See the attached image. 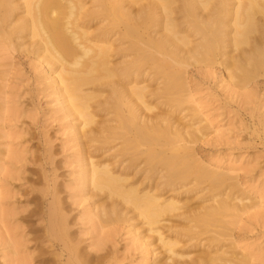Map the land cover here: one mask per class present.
<instances>
[{
    "label": "rangeland",
    "instance_id": "rangeland-1",
    "mask_svg": "<svg viewBox=\"0 0 264 264\" xmlns=\"http://www.w3.org/2000/svg\"><path fill=\"white\" fill-rule=\"evenodd\" d=\"M193 37L199 44L201 39ZM193 37L189 39L191 43ZM29 39L14 41V44L21 42L22 49L17 50L15 46L7 50L10 52H0V74L3 75H0V264H67L63 247L66 245L74 246L90 264H165L169 255L162 249L157 234L150 233L136 213L134 217L127 208L118 206L120 220L113 214L105 216L112 211L113 200L91 195L90 189L83 186L81 174L86 169L82 162L84 154H78L77 121L64 114L58 96L48 87L44 79L47 68L35 57V49L29 45L34 41ZM193 62L189 61L191 65ZM198 62L185 70L186 93H183L186 95L179 94L185 97V102L176 108L172 102L165 104L161 101L164 99H156L153 103L158 108L155 107L153 113L160 117V112L165 115L170 111L168 105L172 107L169 118L179 129L183 127V132L196 134V142L191 136L190 147L206 168L224 177V187L209 188L208 191H212L208 192L205 183L196 185L195 190L189 185L190 179L173 182L172 188L163 187L160 184L163 179L157 181L160 174L153 182L147 181L148 185L145 180L142 187L153 189L160 184L156 192L162 194V199L172 197L179 202L178 210L162 220L155 231L177 243L171 258L175 264H229L235 257H248L250 264H264V66L262 71L256 72L258 75L254 73L246 80L239 79L244 77V72L241 75L235 72L234 83L229 84L227 72L220 65L213 61V64ZM121 83L122 92L124 85L127 89L132 86L129 82ZM161 86V81H157L150 84V89L154 91ZM98 111L95 108V122L100 126L96 124L94 130L101 131L95 133L108 137L110 133L106 132L104 124L110 125L113 113L107 112L110 115L105 117L107 113ZM109 125L113 127L115 123ZM108 141L107 148L103 146L105 151L95 152L94 160L116 162L117 168L118 159H122L120 162L126 159L121 155L129 156L128 151L120 153L122 158L118 156L113 160V153L121 142ZM123 162L118 169L128 165V160ZM137 168L124 171L133 183L137 180L140 183L144 181L142 176H147L138 173ZM135 171L132 176L131 172ZM189 188L194 190L187 192ZM213 197L216 203L235 199L229 201L231 205H246L247 209L239 213L240 218L230 217V213L229 218L221 215L222 225L219 220L214 221L218 215L213 217L210 223L216 230L209 229V223L204 225L208 231H204L197 217L213 204ZM56 213L62 219L64 234L61 237L56 230L55 235L48 232L50 220L55 221Z\"/></svg>",
    "mask_w": 264,
    "mask_h": 264
},
{
    "label": "bare ground",
    "instance_id": "bare-ground-1",
    "mask_svg": "<svg viewBox=\"0 0 264 264\" xmlns=\"http://www.w3.org/2000/svg\"><path fill=\"white\" fill-rule=\"evenodd\" d=\"M177 19H181V23ZM156 31L161 34L157 35L159 33ZM191 36H195V39L199 36V44L195 43L194 37V43H191ZM26 37L30 38V42L34 41L29 45L34 47L31 48L35 49V57L47 68L44 79L49 82L47 84L53 95L58 96L64 114L73 116V120L77 121L74 135L79 141L78 154H84L82 162L86 169L81 174L83 186L90 189L91 195L94 193L97 197L99 194L113 200L114 206L110 205L112 211L109 215L106 212L105 216L113 214L116 220H120L118 213L121 209L116 210L118 206L127 208L133 215L136 213L150 233L157 234L162 249L169 255L165 264L169 260L172 263L171 258L175 255L173 248L177 243L170 242L155 228L178 210L176 206L179 202L172 197L162 199V194L156 192L158 185L169 187L178 180L190 179L188 184L191 187L195 189L196 185L206 183L208 191L209 188L224 187L225 179L206 168L196 157L190 147L196 134L189 131V136L188 131V135L183 132V127L179 129L174 125L169 118L172 107L166 106L170 111L165 115L160 112L158 117L153 113L157 105L153 102L161 98L165 100H161L163 103L172 102L171 105L174 103L176 108L180 106L185 97L183 99L179 94L186 95L185 70L193 61V64L203 60L205 64L213 61L220 65L227 72L229 84L234 83L235 72L238 75L245 73L240 80H246L254 73L258 75L256 72L262 71L264 66V0H0V52H10L7 50L15 46L17 50L22 49L23 44L17 42L18 46L14 41ZM121 80L123 84L129 82L132 85L128 89L123 86L125 93L119 88H122ZM157 81H161V88L151 91L150 84ZM92 105L102 113H113H107L105 117L110 115L112 122L109 123H115V126L108 124L109 119L104 123L107 122L110 127L103 123L105 130L108 129L106 132L110 133L108 137L107 134L101 137L95 133L101 130H94L100 125L95 122L96 112ZM108 140L121 142L120 148L113 153V160L121 152L126 154L128 151L130 158L124 153V156L121 155L126 157L123 161L128 160V165L121 167V170L118 168L124 163L120 162L122 159H118L117 168L116 162L94 160L95 152L101 149L105 151ZM131 167H139L138 173H145L149 177L140 174L144 181L133 183L124 174ZM135 174L136 171L134 174L131 172L132 176ZM155 178L157 181L163 180L158 185L155 182L153 189L145 185L142 187L145 180L149 182ZM190 189L193 188L186 191L190 192ZM226 200L217 203L214 200L206 208L207 211L203 209L204 213L197 217L203 225L195 223L202 228L213 217L219 216L214 219L217 223L221 215L224 217L226 214V218L229 213L232 215L230 217L240 218L239 213L247 209L246 205H231L229 201L235 199ZM98 207L101 210L102 207ZM56 214L55 221L50 220L48 232L55 235L56 230L61 237L64 234L62 219L60 214ZM211 226L214 225L210 223L209 229L216 230V226ZM202 229L208 231L205 226ZM63 247L68 257L67 264L91 263L74 246ZM248 262V257H235L229 264Z\"/></svg>",
    "mask_w": 264,
    "mask_h": 264
}]
</instances>
